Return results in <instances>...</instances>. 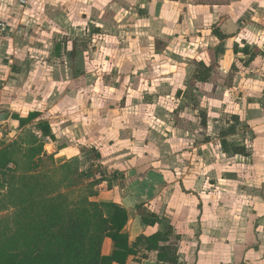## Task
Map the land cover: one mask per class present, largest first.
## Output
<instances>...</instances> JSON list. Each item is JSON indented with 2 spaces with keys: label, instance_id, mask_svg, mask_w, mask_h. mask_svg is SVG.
Here are the masks:
<instances>
[{
  "label": "crops",
  "instance_id": "crops-1",
  "mask_svg": "<svg viewBox=\"0 0 264 264\" xmlns=\"http://www.w3.org/2000/svg\"><path fill=\"white\" fill-rule=\"evenodd\" d=\"M15 3L16 0H0V23L18 28L23 23H19L20 16H27V38L18 43L53 44L48 56L40 53L34 61L51 57L68 66L58 64L55 72H48L44 63L27 64L24 88L29 92L34 84L41 95L27 101V105L4 96L5 89L0 87V114H10L6 125L0 124V145L22 131L15 116L26 118L29 113H38L25 128L35 130L37 123H48L53 140L46 138L45 152L59 164L77 158L81 170L96 172L95 179L102 181L91 200L125 210L127 223L122 233L127 236L128 248L141 236L150 237L166 225L172 227L171 240L160 242L156 250L137 248L125 264H170L158 260L161 253H175L176 264H264L263 185L248 180L251 172H264V165L249 163L264 160V0H37L30 7L21 8L22 13L13 8ZM36 24L40 25L38 35L29 30ZM70 34L88 35L94 40L99 37L108 46L106 52L75 53L74 42L65 45L59 41ZM16 41L12 35L7 40L0 37V77L4 62L8 65V79L22 73L25 64L18 63L21 69L15 68L22 59L15 52L1 57V44L12 47ZM69 43L72 52L68 53ZM29 57L27 54L21 61L31 60ZM96 57L104 62L99 79L91 69ZM199 63L211 68L205 83L193 77ZM148 67L158 77L173 79L176 100L175 104L170 102L171 116L157 115L161 106L131 100L128 103L123 98L106 102L97 116L92 101L72 98L68 108L64 102H55L58 97L78 98L97 89L111 95L124 92L125 86L108 85L104 78H128ZM241 70L247 71L245 76L251 87L244 106L248 112L244 113L246 118L233 116L226 121L221 132L228 135L221 133L218 146L221 157L205 159L199 152V163L186 159L181 164L176 156H160L157 152L162 153L164 148L168 156L181 149L183 138L175 120L180 125L185 116L186 110L181 107V87L188 84L185 79L192 78L199 92L204 86L214 91L212 88L219 86L215 79H226ZM93 76L95 80L91 82ZM53 89L56 99L46 98L44 94ZM146 108L152 110L149 116H145ZM177 114L181 119L175 117ZM210 119L208 112L201 113L198 124L203 131H209L216 123V118ZM160 125L167 126V130L161 138L163 144L155 150L147 139ZM237 126H252L251 142L258 149L239 155L233 152V146L229 148L226 139L236 133ZM205 138L201 150L212 141L209 134ZM140 141L143 148L135 145ZM90 149L96 151L97 159L90 157ZM245 165L249 172L246 176L242 174ZM139 207L155 214L161 224L145 225ZM114 252L115 243L106 239L103 254L109 257Z\"/></svg>",
  "mask_w": 264,
  "mask_h": 264
},
{
  "label": "trees",
  "instance_id": "trees-1",
  "mask_svg": "<svg viewBox=\"0 0 264 264\" xmlns=\"http://www.w3.org/2000/svg\"><path fill=\"white\" fill-rule=\"evenodd\" d=\"M210 72L199 63L195 79L205 83ZM37 117L35 112L26 118L15 116L22 131L0 145V264H125L137 248L156 250L160 242L173 238L172 227L166 225L128 248L122 233L125 210L91 200L102 180L95 179L96 172L81 170L77 158L59 164L45 152L46 138L53 140L48 123H37L35 130L25 128ZM233 152L245 155L239 147ZM139 215L147 226L161 224L142 207ZM106 239L115 243L109 257L103 254ZM158 260L176 264L177 256L161 253Z\"/></svg>",
  "mask_w": 264,
  "mask_h": 264
},
{
  "label": "rangeland",
  "instance_id": "rangeland-1",
  "mask_svg": "<svg viewBox=\"0 0 264 264\" xmlns=\"http://www.w3.org/2000/svg\"><path fill=\"white\" fill-rule=\"evenodd\" d=\"M19 7V8H18ZM13 8L16 9V11H20L22 13L23 9L16 3L14 4ZM18 9V10H17ZM26 9V8H25ZM23 20L22 25H20L18 28L17 27H8L10 28L11 32L9 29L6 28L5 31H2L1 33V38L7 40L9 35H12L17 39L15 42V45L12 47H8V45L1 44V57L4 56L6 57L7 55L10 56L9 54L15 52V56L19 59L20 57L22 59L25 58V55L28 54L31 56V60L27 61H21L22 59H19V61L16 63H22L25 64V66L22 67L21 74L19 76H13L10 79L7 77V68L8 65L6 62L2 63L3 67L1 68V83L0 87L1 89H5L4 96L8 97L9 99H16L19 102L24 101L27 105V101H32L36 99V96L39 97L41 96L39 94L40 88L37 87L34 84H32V89H29V92H27V88H24L25 81H27L26 77H24V74H27V64H34L35 66H39L40 63H44V66L47 68L48 72H55V69L59 68L58 64H62L63 67L67 68L68 65H65V61L61 62H55L53 58L48 57L46 61H34L35 57L38 58L37 56L40 55V53H45L47 56L49 55V52L51 49H53L54 45L53 44H46V46L39 44L36 41H30L28 44H23V43H18L19 41H22L23 38H27V16L23 18V14L20 16L19 23ZM34 20V19H33ZM5 24V23H4ZM21 24V23H20ZM22 26L25 27V32L22 28ZM37 27H40L39 24H36L30 28V32L34 34H40V31L38 30ZM8 34V35H7ZM25 36V37H24ZM51 36V35H50ZM70 37H60L59 41L64 42L65 45L67 42H74L72 45L74 47L75 53H81V52H95L99 51L98 55L104 52H106L105 49H107L108 46H105L104 41L101 40L99 37H96V40H94L91 37H88V35H79V34H70ZM166 35H164L165 37ZM39 38V36L37 37ZM74 39V40H73ZM58 40V39H57ZM54 42H56V38L53 39ZM72 46L69 43V51L72 52ZM14 49V51L12 50ZM10 52V53H7ZM66 53V51H65ZM97 60L93 61V65L91 66V69L94 70L95 74L97 75L96 79H99L100 75L103 73V64L104 62L101 61V59L98 60L99 57H96ZM8 61V59H7ZM87 62V61H86ZM69 64V61H68ZM7 65V66H5ZM57 65V67H55ZM21 69L19 64L15 68ZM34 67V66H33ZM143 68V67H141ZM149 69L147 70H140L137 71V74L132 77H114L111 76V78H104V81L108 85H123L125 86V90L116 92L113 95L110 93L104 92L102 89H97L96 91H91L83 93L82 96L78 97V95H72V97H65V99H61L60 97L57 98L55 101L56 103L60 104L64 102V105L67 106L71 105L73 103V99H80V100H85L89 102H94L96 105V109L94 110L95 115H99L100 112L104 110V104L106 102H110L109 100H127L128 103L131 101H139L142 102V104H147V105H155L161 106L157 110V115L164 117V115L168 116L169 110L171 107L170 104H175L176 97L173 93L174 90V85H173V79L170 80L169 77H158L155 72L152 71V68L148 67ZM198 69V67H196ZM18 70V69H17ZM197 71V70H196ZM196 73V72H195ZM248 75L247 71L241 70L240 73H236L235 71L233 72L232 75H229L226 79H223L222 77H219L215 79V82L218 83V87L212 88L214 91H211L210 86H204L202 92H199L196 90L195 85L196 83L193 81L192 78H186L185 83L188 82V84L185 87H181L183 90V97H182V104L186 103L188 106H184L181 104L182 111H185V116L181 119L179 115H175V117L180 118L182 123L178 125L177 120H175V126H178L179 132L178 134H181L183 140L181 144L180 150L177 152H169L168 156V151L167 148H164L162 153L157 152L160 154V156H167V157H173L176 156L178 160L180 161L181 164H184V160L190 159V161H193L194 163H199L197 159H199V152L202 153L200 155L201 158H212V156L216 155L219 158L221 157V151L219 146V142H221V133L226 136L228 133L226 131L221 132L222 128L224 130L225 125L227 124V120H231L233 116H239L240 118H246L244 116V113L248 112V109L245 108V103L248 99V94H250V86L247 83V76ZM250 74V73H249ZM195 79V75L193 76ZM93 82L95 80V76L91 77ZM103 80V78H102ZM101 80V81H102ZM90 84V83H88ZM14 88V89H13ZM230 88V89H229ZM8 89H11V92H9ZM155 89L158 91L155 92ZM84 90V89H83ZM56 91L53 89V91H49L48 93H45L44 96L46 95V98L50 99H56L55 95ZM204 93V94H202ZM73 98V99H72ZM180 99V98H179ZM168 102V103H167ZM171 102V103H170ZM6 110V109H2ZM164 110H167L164 111ZM71 109L69 110V112ZM176 112V111H175ZM209 113V116L212 118H216V123L212 125V127L209 128L208 130L203 131L199 126L200 122V116L201 113ZM145 116H149L152 114L151 109H144ZM103 114V113H102ZM102 116V115H101ZM171 118V117H170ZM202 118V117H201ZM210 119V120H211ZM188 120V121H187ZM180 122V121H179ZM198 125V126H197ZM252 127V126H250ZM250 127L244 126H237L236 129L234 130L236 133L232 134L228 140L226 139L227 142H229V148L233 146L236 148H242L244 149L245 153L251 152L253 149L256 150L258 149L256 146V143L254 146L252 145L253 143L251 142L252 140V129ZM157 131L155 133L149 135V144L153 149H160L159 147L163 144V140L161 138L163 137L165 131L167 130V126L165 125H160L156 126ZM187 131V134L189 135H184ZM176 134V131H175ZM199 134V135H197ZM209 134L211 138V142L207 146L204 147L202 150L200 149L201 146L200 144L202 143L203 140H205V136ZM220 134V135H219ZM191 138H196L197 141H193ZM202 138H204L202 140ZM195 140V139H194ZM205 143V141H203ZM105 143V142H104ZM136 146L143 148V141L137 142L135 144ZM90 151V157L95 160V155L96 151L95 150H89ZM154 151V150H153ZM156 154V153H154ZM250 164H255L257 165H264V160H259L257 161H249ZM248 164V163H246ZM84 166V165H83ZM98 170V169H95ZM94 170V171H95ZM260 170V169H257ZM99 172V171H98ZM240 175V172H238ZM244 176L248 175L249 172L247 171V166L245 165L244 171L242 173ZM248 180H256V182L259 181L261 184V193L264 195V172L260 173H253L249 174Z\"/></svg>",
  "mask_w": 264,
  "mask_h": 264
},
{
  "label": "built area",
  "instance_id": "built-area-1",
  "mask_svg": "<svg viewBox=\"0 0 264 264\" xmlns=\"http://www.w3.org/2000/svg\"><path fill=\"white\" fill-rule=\"evenodd\" d=\"M17 4L21 7V8H28L30 7L34 2H36L37 0H16ZM6 30V24L4 23H0V32L5 31Z\"/></svg>",
  "mask_w": 264,
  "mask_h": 264
},
{
  "label": "water",
  "instance_id": "water-1",
  "mask_svg": "<svg viewBox=\"0 0 264 264\" xmlns=\"http://www.w3.org/2000/svg\"><path fill=\"white\" fill-rule=\"evenodd\" d=\"M180 95H181L180 92H178L177 97H179ZM9 117H10L9 113L0 114V124L5 126Z\"/></svg>",
  "mask_w": 264,
  "mask_h": 264
}]
</instances>
